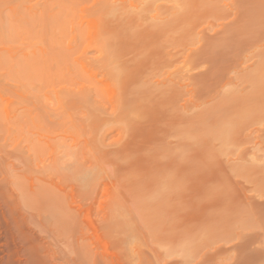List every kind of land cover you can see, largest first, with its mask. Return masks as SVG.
<instances>
[{
  "label": "rangeland",
  "instance_id": "rangeland-1",
  "mask_svg": "<svg viewBox=\"0 0 264 264\" xmlns=\"http://www.w3.org/2000/svg\"><path fill=\"white\" fill-rule=\"evenodd\" d=\"M0 264H264V0H0Z\"/></svg>",
  "mask_w": 264,
  "mask_h": 264
},
{
  "label": "bare ground",
  "instance_id": "bare-ground-1",
  "mask_svg": "<svg viewBox=\"0 0 264 264\" xmlns=\"http://www.w3.org/2000/svg\"><path fill=\"white\" fill-rule=\"evenodd\" d=\"M111 70H112V69H111ZM108 73H109V72H108ZM108 73H107V74H108ZM108 76H109V75H108ZM108 76H107V77H108ZM86 92H87V91H86ZM249 256H250V255H249ZM250 258H251V257H250Z\"/></svg>",
  "mask_w": 264,
  "mask_h": 264
}]
</instances>
